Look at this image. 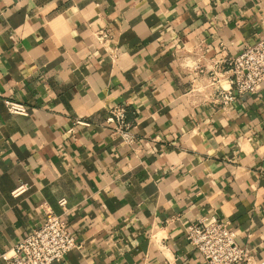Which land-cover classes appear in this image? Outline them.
Segmentation results:
<instances>
[{"label": "crops", "instance_id": "0c3cea01", "mask_svg": "<svg viewBox=\"0 0 264 264\" xmlns=\"http://www.w3.org/2000/svg\"><path fill=\"white\" fill-rule=\"evenodd\" d=\"M263 33L264 0H0V264L48 212L79 245L52 264H204L186 231L209 217L263 264L264 80L212 87Z\"/></svg>", "mask_w": 264, "mask_h": 264}, {"label": "built area", "instance_id": "2783aa9c", "mask_svg": "<svg viewBox=\"0 0 264 264\" xmlns=\"http://www.w3.org/2000/svg\"><path fill=\"white\" fill-rule=\"evenodd\" d=\"M99 39H109L106 31H98ZM212 65L230 73L229 88H224L216 80L213 72L214 89L222 102L232 103L236 96L256 93L264 80V33L257 40L234 56L212 60ZM201 71V70H200ZM7 110L12 114H25L26 108L18 102L6 101ZM109 122L113 126V135H119L125 143H132L134 136L131 124L126 120L127 109L124 105H115L109 111ZM20 185L12 191L18 196L25 191ZM65 199L59 201L64 208ZM186 239L199 253L204 264H253L252 255L236 241V232L227 223L214 217L201 218L187 227ZM68 223L53 212H48L44 222L31 233L24 236L1 257L6 264H52L61 261L65 255L78 248ZM264 264V263H263Z\"/></svg>", "mask_w": 264, "mask_h": 264}]
</instances>
